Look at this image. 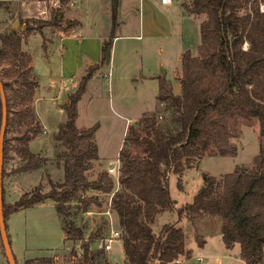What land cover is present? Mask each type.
I'll list each match as a JSON object with an SVG mask.
<instances>
[{
    "label": "trees",
    "instance_id": "16d2710c",
    "mask_svg": "<svg viewBox=\"0 0 264 264\" xmlns=\"http://www.w3.org/2000/svg\"><path fill=\"white\" fill-rule=\"evenodd\" d=\"M261 6L264 0L182 3L185 15L206 17L200 25L198 54L186 51L182 55L180 92L176 94L170 81L159 78L158 110L129 127L118 159L121 176L117 188L108 173L99 174L95 181L88 178L101 161L96 142L99 124L87 130L77 127L78 106L89 82L96 72L111 66L119 28V1L113 0L112 31L102 43L100 61L88 67V73L62 106L67 120L53 137L59 149L55 164L64 172L62 181L52 182L48 192L39 186L14 204L6 203L3 189L6 228L11 215L51 202L61 220L65 243H81L83 258L78 264H107L105 251L91 248L108 229L105 218L87 240L86 228L78 227L76 222L81 215L92 213L93 207L102 209L101 195H113L111 208L121 233L125 264H183L182 258L191 259L192 251L187 249L182 228L170 223L163 225L159 234L153 229L157 217L168 212H176L178 220H187L194 229L207 220L218 222L216 230L205 237L197 236L199 248L205 246L206 237L220 236L227 250L239 246L240 259L245 264H264L263 148L251 167L237 166L233 173L221 177L203 174V186L193 202L179 209L169 190L171 176L181 177L185 171L198 168L207 156L236 157L238 149L233 140L239 137L240 121H257L260 137L264 138ZM5 8L0 4V10ZM60 18L62 15L56 21H41L38 29L30 21L20 20L26 31L0 33V80L8 111L4 165L17 157L20 165L12 171L16 175L43 170L50 161L30 150V143L42 134L43 128L33 106L39 80L32 55L23 49V44L37 31L43 36V29L59 28ZM1 123L0 96V129ZM10 132L14 136L11 140ZM133 148L140 149L141 154H132Z\"/></svg>",
    "mask_w": 264,
    "mask_h": 264
},
{
    "label": "rangeland",
    "instance_id": "374dc122",
    "mask_svg": "<svg viewBox=\"0 0 264 264\" xmlns=\"http://www.w3.org/2000/svg\"><path fill=\"white\" fill-rule=\"evenodd\" d=\"M118 1L120 3V0ZM190 1L180 0L163 5L160 0H123L124 5H128V9L122 14L125 32L122 33V30L118 29L116 34L140 36V39L139 41L122 39L119 42L115 61L112 57L110 68L96 72L92 79L94 84L92 83L86 94L95 96L93 102L90 105L86 102L82 104L78 127L81 130H87L99 124L96 142L102 155V160L88 174L89 180L95 181L99 174L108 173L110 168L117 166L121 151L119 148H123L128 132L127 130L124 136L126 120L123 116L140 117L142 112L149 109L153 95L158 92L159 80H150V76L155 74L159 78H165L172 83L176 94L180 92L181 54L191 51L193 56H197L201 42L200 25L206 19L205 16L182 15L180 10L182 3ZM111 3L112 0H85V2L81 0H0V4L8 9L0 10V33L13 30L15 22L20 20L30 21L38 29L39 22L56 21V17L62 15L59 28H45L42 30L43 36L37 31L23 44L38 64L37 71L47 76L46 66L51 65L54 69L61 66L63 49L61 38L65 31L68 27L76 28L78 24V21L70 19L71 11L75 10L74 16L82 22L83 27L79 29L80 33L77 32L79 35H97L104 32V25L105 32L110 27ZM122 21L119 19L120 24ZM17 30L22 32L23 29L20 26ZM105 36L107 39L110 38V35ZM126 46L133 55L124 64L121 48ZM140 46L149 50L144 60H141L136 51ZM247 48L248 45H245V49ZM159 62H163L164 66L160 67ZM91 63L94 65L92 61ZM110 71L113 74L111 87L106 79ZM87 73L88 70H85L82 75ZM49 75H51L50 72ZM142 77L144 85L148 87L146 91L141 84ZM54 97L52 91L41 92L38 96L37 111L43 118L46 134L43 131L32 145L34 150L50 156V161L43 170L20 175L12 173L20 165L19 159L16 157L15 160L8 161L4 165L6 176L3 178L6 203L14 204L24 194L39 186L44 192H48L52 188V182L58 184L62 181L64 172L55 164L59 149L56 148L53 152V137L59 132L56 120H61L63 115V120L66 121L67 117L65 112L56 110ZM158 108L159 105H157ZM238 129L239 137L233 140L238 149L236 157L207 156L200 162L198 168L185 171L181 177H170V195L176 202L177 209L193 202L195 195L203 186V174L221 177L233 173L237 166L251 167L253 165L260 150L264 149V138L260 137L259 124L257 121H240ZM13 137L10 132L8 139L11 140ZM132 154L140 155L141 150L133 148ZM89 195H95V193L90 192ZM100 197L102 209L93 207L92 214L81 215L77 219L78 227L86 228L85 240L96 233L102 225L103 216L99 212L105 210L110 197L103 195ZM170 223L184 230L187 249H192L191 259L182 258L183 264H245L238 255L239 246L233 250H227L221 237H206L207 244L203 248L198 247L197 236L200 234L205 237L216 230L219 226L217 221L201 222L199 227L194 229L187 220H178L176 212H168L157 217L153 229L156 234H159L162 226ZM7 225L12 251L18 264H78V261L83 258L80 242L65 243L66 236L62 223L52 204L47 203L45 206L13 214L8 219ZM114 226L117 229L116 218ZM110 230V226L107 230L105 229L104 238L102 237L96 245L91 246L92 251L100 249L102 242L108 238ZM104 256L107 264H125V252L121 242H115L112 250L104 252ZM198 258H202L201 262ZM0 264H9L1 237Z\"/></svg>",
    "mask_w": 264,
    "mask_h": 264
},
{
    "label": "crops",
    "instance_id": "0c3cea01",
    "mask_svg": "<svg viewBox=\"0 0 264 264\" xmlns=\"http://www.w3.org/2000/svg\"><path fill=\"white\" fill-rule=\"evenodd\" d=\"M81 1L85 2V0H81ZM75 4H77V2H75ZM127 9H128V5H124L123 0H120V3H119V19H120V21H122L123 11L127 10ZM180 10H181L182 15L185 16L183 10L182 9H180ZM74 11L75 10L71 11L70 19L78 21V24L76 25V28H72L70 30H67L65 32L63 38H61L62 39L61 44L63 46L61 66L57 69H54L51 65L46 66V68L48 70V75L44 76L43 74H40L39 71H37L38 64L35 62V59L32 56V58H33L32 66L34 69V73L39 80V87H38V90L36 92V96H35L33 106H34L35 113L37 114L38 119H39L41 126L43 128L44 134H46V129H45L44 123L42 121L43 118H42V116H40V114L37 111V102H38L39 94H41V92L52 91V93L55 96L54 102H55L56 110L65 112L63 110L62 106L67 102L69 95L72 94L78 88L79 81L84 76L82 74L85 72V70H87L88 67L93 65L91 63V61L94 64L99 62V60L101 58L102 43H103V41L107 40V38H106L107 36H105V35H110L111 31H112V3H111V8H110V17H111L110 27L107 30V32H105L106 26L104 25V32H101L97 35H89V34L88 35H83V34L79 35L78 34V33H80L79 29L83 26H82V22L74 16V13H75ZM119 24H120V22H119ZM122 24H124L123 21L121 22V24L119 26L120 28H118V29L122 30V33H123V32H125L124 31L125 26L123 27ZM106 33H108V34H106ZM122 39L123 40L125 39V41H133L135 39H136V41H139L140 36H135V35L134 36H128L127 34H116V38L114 39L113 49H112V57L114 58V61H115V58L117 55L119 42L122 41ZM23 49L25 51L29 52L27 49H25L24 45H23ZM136 51H138V55H140L141 60H144V57L147 56V53L149 50L145 49L143 46H140L139 50L137 49ZM183 54L184 53L181 54L180 59H182ZM131 55H133L132 51L131 50L129 51V48H127V46L121 48V57H122L124 64L129 60V57ZM89 62H90V64H89ZM158 65L160 67L164 66L163 62H159ZM49 72L51 73V75H49ZM109 73H110V77H106V79L108 80V83L111 87V77H113V74L111 71ZM155 79L159 80V77L155 76V74L150 76V80H155ZM93 81L94 80H92L89 83L88 89H90ZM141 84H142L144 91H146L148 87L146 85H144L143 77L141 78ZM158 88H157V91H158ZM93 90H94V88H93ZM174 91H175V89H174ZM87 92H88V90H87ZM157 93L158 92H156L151 99V104H149L150 110L148 109L146 112H144V113L142 112V115L140 117L137 116V118L136 117L131 118V117L126 116V115L123 116V119L126 120L124 136L126 135L125 132L129 129V127L132 126L133 124H135L136 122H138L142 118L143 115L148 114V113L151 114V113H154L158 110L157 109V105H158ZM94 97L95 96H93V95L89 96L88 94H86L84 96V98L81 100V102L79 103V106H78L79 116H78V120H77V127L79 126V120L81 118L82 104H85V102H86L87 105H90L93 102ZM121 109L123 111H126L124 108H121ZM65 122L66 121L63 120V115H62L61 120H56L57 129H59V127ZM78 129L81 130L79 127H78ZM96 138H97V134H96ZM37 139L38 138H36L35 140H33L30 143L31 152L36 154V155H41L42 157L50 159V156L48 157L47 155H44L41 151H36L32 148V145L34 144V142ZM121 148L122 147H120L119 150H121ZM54 149H56L55 144L53 147V152L55 151ZM101 156L102 155H101L100 150H99L100 160H102ZM60 176H61V174H60ZM61 178H62V176H61ZM47 203L53 205V203H51V202H47ZM47 203L36 206V207L45 206V205H47ZM53 207H54V205H53ZM7 232H8V237H9L8 228H7ZM217 237H220V236H217ZM9 240H10V237H9ZM206 244H207V240H206ZM11 248H12V246H11ZM188 250H192V249H188ZM238 255L240 256V250H239Z\"/></svg>",
    "mask_w": 264,
    "mask_h": 264
},
{
    "label": "water",
    "instance_id": "95a60500",
    "mask_svg": "<svg viewBox=\"0 0 264 264\" xmlns=\"http://www.w3.org/2000/svg\"><path fill=\"white\" fill-rule=\"evenodd\" d=\"M20 21L15 22L13 25V30H17L20 27ZM26 31V27L22 28ZM165 74V72H164ZM0 96L2 102V123L0 129V237L2 245L5 251V255L9 264H17L16 259L13 255L11 243L8 237V232L6 228V220L3 212V168H4V142L6 136L8 111H7V101L4 91L3 84L0 80Z\"/></svg>",
    "mask_w": 264,
    "mask_h": 264
},
{
    "label": "built area",
    "instance_id": "2783aa9c",
    "mask_svg": "<svg viewBox=\"0 0 264 264\" xmlns=\"http://www.w3.org/2000/svg\"><path fill=\"white\" fill-rule=\"evenodd\" d=\"M163 5H169L172 4L174 1H180V0H160ZM261 11L264 12V6H261ZM107 77H110V73L108 74ZM120 163L119 161L117 162V166L114 168H110L108 170V175L113 179L114 183L116 184V187H119V181H120ZM112 197H110L108 204L105 208V210L100 214L102 215L105 220L108 223V227H111L110 234L108 238L105 239L104 242H102L100 249L104 250L105 252H109L112 250V246L115 242H121V233L119 232L118 229L115 228L114 223H115V214L112 211ZM92 214V213H89ZM202 258H199L198 261L201 262Z\"/></svg>",
    "mask_w": 264,
    "mask_h": 264
}]
</instances>
